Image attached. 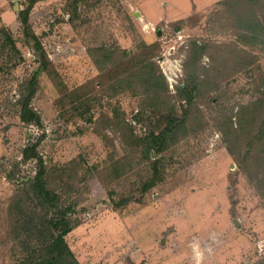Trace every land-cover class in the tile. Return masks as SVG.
I'll use <instances>...</instances> for the list:
<instances>
[{"label": "rangeland", "instance_id": "1", "mask_svg": "<svg viewBox=\"0 0 264 264\" xmlns=\"http://www.w3.org/2000/svg\"><path fill=\"white\" fill-rule=\"evenodd\" d=\"M160 1L38 0L23 24L30 0H0V264H33L52 221L75 264H264V0L182 22ZM148 53L159 96L120 82ZM174 116L186 134L147 155L137 140ZM42 167L53 203L31 186Z\"/></svg>", "mask_w": 264, "mask_h": 264}, {"label": "trees", "instance_id": "2", "mask_svg": "<svg viewBox=\"0 0 264 264\" xmlns=\"http://www.w3.org/2000/svg\"><path fill=\"white\" fill-rule=\"evenodd\" d=\"M38 0H30L29 5L25 10H21L19 12V18L23 22V24H27L29 11L32 9L35 2ZM242 0H238L237 2H241ZM232 0H227L224 3H231ZM223 4V3H222ZM182 22V21H181ZM264 31V30H263ZM9 38V36H8ZM13 47L15 48L14 42H12ZM34 46L37 49H41L40 43L36 40ZM145 48L152 49L155 47L154 44L147 45L144 44ZM192 50V58L194 59L195 63L197 64V60L200 55L203 54L205 47L199 46L198 43L193 42L191 46ZM98 52L104 57L107 61L111 58L112 53L106 48H99ZM93 55V53H92ZM151 53L146 54L143 56L142 59L138 57H133L129 60L131 66L136 68V72L133 74H127L124 76L120 82H126L127 85L124 87L125 89L130 87H137V86H144L146 87L145 90L153 91L156 96L161 95L164 92L168 91V85L164 74L158 69L157 64L154 62ZM126 56V54H124ZM45 60V59H44ZM123 64V62H120ZM47 64L45 67L47 68ZM190 76V74H188ZM191 79L190 84H186L185 86L180 85L178 87L180 97H183L184 100L188 101L189 103L193 102V94L199 93L198 84L192 83L195 81L196 76L194 73L191 74L189 77ZM28 102V100H27ZM23 108L26 109V113L22 114V118L24 121H40L39 115L33 112L32 109H29L26 104ZM28 109V110H27ZM174 112V111H173ZM28 114V115H27ZM186 118L183 117L182 119L177 117H172L170 123L167 125L165 129H163L159 134L152 132L148 137L144 139H139L137 142L139 145L143 147V151L147 155L151 152L159 153L160 151L164 150L168 143L174 142L179 135H185V128H186ZM171 139V140H170ZM28 153V152H27ZM29 155V154H28ZM27 155V156H28ZM156 166V165H155ZM47 171L42 167L39 172H37V176L35 177L34 182L31 184L32 188L36 192V196L42 198L49 199V203H53L56 198L55 191L49 188L50 183L46 177ZM146 188H150L149 186ZM54 225L58 227V224H61V229L59 233L56 234L53 232L52 234L47 236V240H45V247L41 249L43 253H39L37 258L34 259L33 264H75L72 260L68 258L70 253L67 251L66 241L64 236L70 231V227L63 224L62 222H54ZM68 252V254H67Z\"/></svg>", "mask_w": 264, "mask_h": 264}, {"label": "crops", "instance_id": "3", "mask_svg": "<svg viewBox=\"0 0 264 264\" xmlns=\"http://www.w3.org/2000/svg\"><path fill=\"white\" fill-rule=\"evenodd\" d=\"M164 0L160 1V5L162 6ZM177 1H181L184 5L186 4L185 12L179 11V13H177L176 15H174L173 18H171L172 20H170L169 18H167V21H184V19L187 18V16L191 15L192 13H194V11H204L205 9L210 8L211 6H215V5H219L224 3L227 0H177ZM170 5V3L167 1L166 2V8ZM145 7V6H143ZM177 8V6H176ZM162 11H160L158 13V15L155 16L154 18L148 17L146 9H145V16L147 17V19L149 20V22L151 23L150 26H152L153 24H156L162 20H164L163 15L161 13ZM187 15V16H186Z\"/></svg>", "mask_w": 264, "mask_h": 264}, {"label": "built area", "instance_id": "4", "mask_svg": "<svg viewBox=\"0 0 264 264\" xmlns=\"http://www.w3.org/2000/svg\"><path fill=\"white\" fill-rule=\"evenodd\" d=\"M168 71H169V75H168V77H169V79H174V77L175 76H177L178 74H177V70L175 69V67H173V66H170L169 68H168ZM165 72L167 73V71H166V69H165Z\"/></svg>", "mask_w": 264, "mask_h": 264}, {"label": "water", "instance_id": "5", "mask_svg": "<svg viewBox=\"0 0 264 264\" xmlns=\"http://www.w3.org/2000/svg\"><path fill=\"white\" fill-rule=\"evenodd\" d=\"M139 12H136V16H138L139 14H138ZM160 33V32H159Z\"/></svg>", "mask_w": 264, "mask_h": 264}]
</instances>
